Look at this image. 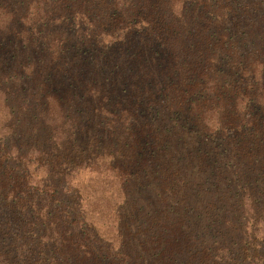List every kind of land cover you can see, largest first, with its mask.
<instances>
[{
    "label": "trees",
    "instance_id": "16d2710c",
    "mask_svg": "<svg viewBox=\"0 0 264 264\" xmlns=\"http://www.w3.org/2000/svg\"><path fill=\"white\" fill-rule=\"evenodd\" d=\"M261 6L0 0V264H264Z\"/></svg>",
    "mask_w": 264,
    "mask_h": 264
},
{
    "label": "rangeland",
    "instance_id": "374dc122",
    "mask_svg": "<svg viewBox=\"0 0 264 264\" xmlns=\"http://www.w3.org/2000/svg\"><path fill=\"white\" fill-rule=\"evenodd\" d=\"M249 22H264V6L257 9V14L249 18ZM88 179V178H87Z\"/></svg>",
    "mask_w": 264,
    "mask_h": 264
}]
</instances>
